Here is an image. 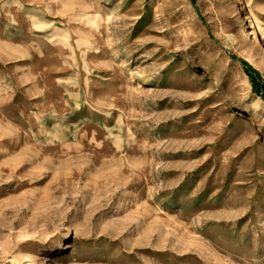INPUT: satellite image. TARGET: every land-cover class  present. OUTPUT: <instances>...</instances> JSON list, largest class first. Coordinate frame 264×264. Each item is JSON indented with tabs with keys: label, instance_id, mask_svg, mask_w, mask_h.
<instances>
[{
	"label": "rangeland",
	"instance_id": "1",
	"mask_svg": "<svg viewBox=\"0 0 264 264\" xmlns=\"http://www.w3.org/2000/svg\"><path fill=\"white\" fill-rule=\"evenodd\" d=\"M0 264H264V0H0Z\"/></svg>",
	"mask_w": 264,
	"mask_h": 264
},
{
	"label": "bare ground",
	"instance_id": "2",
	"mask_svg": "<svg viewBox=\"0 0 264 264\" xmlns=\"http://www.w3.org/2000/svg\"><path fill=\"white\" fill-rule=\"evenodd\" d=\"M248 33H249V32H248ZM251 34H253V33H251ZM255 40H256V41H258V40H259V39H258V37H257V34H256V37H255Z\"/></svg>",
	"mask_w": 264,
	"mask_h": 264
}]
</instances>
